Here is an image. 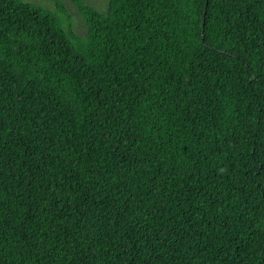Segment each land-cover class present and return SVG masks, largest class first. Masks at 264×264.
I'll return each instance as SVG.
<instances>
[{
    "label": "trees",
    "instance_id": "16d2710c",
    "mask_svg": "<svg viewBox=\"0 0 264 264\" xmlns=\"http://www.w3.org/2000/svg\"><path fill=\"white\" fill-rule=\"evenodd\" d=\"M70 3L0 0V264H264V0Z\"/></svg>",
    "mask_w": 264,
    "mask_h": 264
},
{
    "label": "rangeland",
    "instance_id": "374dc122",
    "mask_svg": "<svg viewBox=\"0 0 264 264\" xmlns=\"http://www.w3.org/2000/svg\"><path fill=\"white\" fill-rule=\"evenodd\" d=\"M25 1L41 5L52 11L56 10L55 0H25ZM86 1L101 12H106L108 10L109 0H86ZM61 2H64L67 5L72 15L74 16L75 28L78 31H82L83 23L81 19H79V16L77 15L76 8L71 5L70 0H61Z\"/></svg>",
    "mask_w": 264,
    "mask_h": 264
},
{
    "label": "bare ground",
    "instance_id": "6f19581e",
    "mask_svg": "<svg viewBox=\"0 0 264 264\" xmlns=\"http://www.w3.org/2000/svg\"><path fill=\"white\" fill-rule=\"evenodd\" d=\"M57 4V3H56ZM67 22V21H66Z\"/></svg>",
    "mask_w": 264,
    "mask_h": 264
}]
</instances>
